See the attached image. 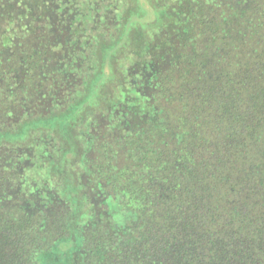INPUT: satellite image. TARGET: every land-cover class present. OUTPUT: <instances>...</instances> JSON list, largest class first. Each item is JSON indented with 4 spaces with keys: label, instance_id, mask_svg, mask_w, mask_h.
I'll return each instance as SVG.
<instances>
[{
    "label": "trees",
    "instance_id": "1",
    "mask_svg": "<svg viewBox=\"0 0 264 264\" xmlns=\"http://www.w3.org/2000/svg\"><path fill=\"white\" fill-rule=\"evenodd\" d=\"M62 1L71 4L66 18L84 14L85 0L30 3L52 21ZM142 1L156 7L153 0ZM156 1L164 7V24L146 37L135 26L140 15H111L119 39L105 41L103 51L116 48L114 77L120 70L123 76L115 84L119 96L105 107L107 122L98 119L90 135V156L83 153L88 192L70 186L80 172L60 168L58 143L36 140L35 148L42 143L43 149L31 155L24 147L29 136L16 143L0 135V264H36L38 252L55 243L71 246L73 264H264V78H253L251 68L233 78L227 63L224 75L217 77L221 70L214 69L218 53L230 61V46L238 49V65L248 59V39L239 33L245 25L235 29L228 11L250 10L258 0ZM114 4L115 13L120 7ZM14 19L0 27V124L16 122L12 117L28 110L24 101L29 106L39 98L45 108L63 113L78 85L73 78L88 71L87 23L75 20L76 58L63 59L58 76L47 74L54 69L45 56L49 46H41L47 36L17 32ZM31 34L33 44L26 41ZM253 42L264 46V30ZM126 48L134 57L125 67L117 58ZM189 60L207 77L200 80L199 73L196 85L187 87ZM56 132L50 138L57 140ZM35 162L38 169L29 171ZM46 165L50 172H44ZM96 198L104 210L97 209ZM107 199L127 211L124 225L111 220Z\"/></svg>",
    "mask_w": 264,
    "mask_h": 264
},
{
    "label": "rangeland",
    "instance_id": "2",
    "mask_svg": "<svg viewBox=\"0 0 264 264\" xmlns=\"http://www.w3.org/2000/svg\"><path fill=\"white\" fill-rule=\"evenodd\" d=\"M92 5L94 6V9L98 10V16L96 22L90 25V44L93 45V48L90 47V60L88 59L89 66L88 71L85 72L86 74H80L77 77H74L75 81H77L78 85L77 88L72 91L71 96L67 100V102L64 105V112L56 114L54 112L53 106L51 109L52 111L50 113H45L46 108L43 109L39 107L38 109L43 111V113L38 114H30L27 111L20 115L18 118L12 117L11 120H17L16 122H12L11 124H0V135L6 138H9L12 142H22L23 140H26L28 138L27 142H24L25 148L28 147L27 151H31V155L34 153L33 151L43 149V144L41 143L40 146H36L35 148V142L40 141L44 143H49L50 141H53L54 143H58V153L62 156L61 158V165L60 168H65L68 171L76 172L78 170L80 179L77 181V184L83 185L81 189L76 184V181H73V186L75 188L74 191L80 194L81 190L87 191L90 190V187L87 186V183L90 184V174L88 171L84 169V163H82L83 160V153L87 152L86 154L90 156V135L92 132H94V127L98 125L96 121H99L100 119H103L104 122H107L106 115L108 114L105 110V107L112 104L113 100H115V95L118 94L119 88L115 87V84H117L118 78H122V74L119 72L118 78L114 77V69L112 65V61H115L116 57L113 56V51L116 49L111 46H107L106 50L103 51V47L107 45L108 43H105V41H114L117 42L119 37L115 38L114 29L112 28L113 24H115L116 19L112 22V13L113 15L116 14L118 20L125 14H135L140 15L138 17H143V20L141 21V24L137 23L135 26L140 30L144 31V35L149 36L151 35V32H157L159 27L164 24L163 18H161L163 14L164 7L160 5L156 0H153V4L156 6H152L150 4H143L142 0H114L120 7V10H117L115 13L113 10L117 9V7L114 8V1L113 0H90ZM82 5L80 7H83V10H85L84 14H75L72 12V17L68 18L66 20L64 17L61 18V16H54V13L51 14L53 20H48L47 17H45L43 14V10H41L38 6L33 5L30 3V0H5L3 2V5L0 6V27H6L7 25H11V19L15 18L13 20V28H18V31L26 30V32L34 33L33 35L40 36L43 34V36H47L45 40L41 43V46L45 43L46 47L49 46L48 53L45 52L46 57H50V64L52 71L50 73L47 72V74H54L60 76L63 72L64 67L63 66V59L69 56V58L75 59V54L73 56L70 55L71 50L75 44L74 39L77 35V30H75L74 36H70L68 38V33L64 32L65 29L62 31L63 28H66V26H73L75 23V20L79 17L87 23V1L84 2L80 1ZM86 2V3H85ZM161 2V1H160ZM75 6V4H73ZM109 5V6H108ZM148 7V8H147ZM90 8L91 4H90ZM128 8V9H127ZM113 9V10H111ZM153 10V12L156 14L157 19L153 22H149L146 19V16L148 15L149 11ZM228 16L232 17L233 20L236 22L235 29L238 30L239 24L245 25L246 31L243 33L244 29L239 28V33L243 35V37H247L248 41L246 42L243 39V43L246 45V48L250 50V53H248L249 57L248 59H242L243 66L238 65V60L240 57L238 56V49L237 47L230 46L229 47V53H230V61L225 59L222 54H217V62L218 65L214 66L215 70L220 69L221 74L219 73L218 76L226 74L224 71V65L227 63V65L230 67L229 70L230 74L233 78L240 77L242 75V72L246 69L251 68L252 69V77L259 78L260 80L264 78V46L261 43H258L255 45L253 42L255 38L259 36V31L264 30V0H258V3L256 7H252L250 10L247 9L245 11L239 12L236 11L234 8H231L229 6ZM125 12V13H124ZM92 12H90L91 15ZM97 13V11H95ZM106 13L107 19L105 22L103 20H100V17ZM124 13V14H123ZM20 14H26L25 17L23 15L22 19L19 17ZM67 17V16H66ZM69 17V16H68ZM133 18V16H132ZM137 19V17H136ZM150 19V18H149ZM125 20V21H124ZM163 20V21H162ZM110 24V25H109ZM27 25L26 27H24ZM127 22L126 19H123V30L120 35V38L123 37V33L126 30ZM74 30V29H73ZM121 30V29H120ZM79 32V31H78ZM104 32L105 36H102L101 33ZM85 34L86 31H85ZM84 34V35H85ZM32 34L28 36L26 41L29 42V44L34 43V36ZM101 35V36H99ZM6 35L3 34V37ZM73 37V39H72ZM102 38V42L98 45L99 38ZM57 38H60L58 41H61V45L59 43H55V40ZM115 38V39H114ZM122 39V38H121ZM120 39V41H121ZM65 40V43H64ZM73 40V41H72ZM252 40V41H251ZM120 41H118L120 43ZM125 43V42H124ZM98 45L97 50L101 51L103 53H98L96 50V54L94 53L95 47ZM259 45V46H258ZM140 49V48H139ZM74 50V49H73ZM92 50V51H91ZM122 50V48L119 50V52ZM141 52L143 51V48L140 49ZM54 52V53H53ZM74 52V51H73ZM60 54V55H59ZM50 55V56H49ZM117 55V54H114ZM139 55L143 57V54L139 52ZM53 56V58H52ZM139 56V57H140ZM134 57V54H131L129 49L126 48L123 50V52L118 56V61H122V63L125 65V67L128 64V59L131 61ZM59 59V61H58ZM204 60V58H202ZM142 61L143 58H140ZM139 60V62H141ZM229 61V63H228ZM60 62V63H59ZM192 61L189 60L190 66L192 67L191 72L192 73L189 79L188 86H195L194 80L199 77L198 74L201 72V69H199L196 65L192 66ZM49 64V63H48ZM47 62L46 64L43 63L44 68H47L48 66ZM109 64L111 68V77L107 79L104 83V88L102 85L104 83H99L98 79L103 75L104 67L105 65ZM220 65V66H219ZM119 64L116 65L118 67ZM58 67V68H57ZM224 69V70H223ZM84 73V72H83ZM125 74V70H124ZM202 77H207L206 74L200 73L199 79L201 80ZM51 76V75H47ZM95 88L100 89L99 92H97L98 96V102L96 104H92L85 109H83L80 112H77L75 115L74 120L71 122V124L66 125L65 128L62 130L63 121L66 118H69L73 115V113L77 110V108L81 105V103L87 99L92 92L95 91ZM147 93H156L157 90L154 88H147ZM105 91V98L103 101L102 94ZM120 94V93H119ZM119 94L116 96L118 97ZM112 95V96H111ZM29 110V109H28ZM63 110V109H62ZM61 110V111H62ZM60 111V112H61ZM20 112V110H19ZM80 113V114H79ZM45 114V115H43ZM63 114V116H62ZM77 115H79L77 117ZM103 115V116H101ZM62 116V117H61ZM100 117V118H99ZM73 119V118H72ZM99 119V120H98ZM36 127H43L45 130H39V133H35L34 129L36 130ZM52 128V129H50ZM48 129V130H47ZM52 130H57L56 132V138L57 140H54L53 138H50V135ZM32 131V132H31ZM50 131V132H48ZM30 132V133H29ZM50 133V134H49ZM58 141V142H57ZM78 148L81 150H77L75 154L67 158V154L70 153L73 149ZM89 150V151H88ZM80 151V153H79ZM34 155V154H33ZM58 155V154H57ZM77 155V158L75 159V162L73 160L71 161L74 156ZM59 156V155H58ZM68 162V163H67ZM67 163V164H66ZM65 165H67L65 167ZM39 167V163L35 162V165L29 168V171L31 170H37ZM45 170L44 172H50L48 169V165L43 167ZM68 171H66L68 174ZM78 174V173H77ZM72 175V174H71ZM72 184V183H71ZM78 187V188H77ZM74 193V192H73ZM72 195H75L72 194ZM90 195V194H89ZM81 196L84 197L85 194L82 192ZM79 199V196H77ZM98 198H96V206L98 210H104L107 206L106 205H100L98 203ZM106 203L108 204L107 211L110 214L111 220L116 222L118 225H124L126 222V219H128V213L127 211L123 210L120 206V203L117 202V200H110L107 199ZM84 204V202H83ZM264 209V204H263ZM85 219V215L83 213L80 215ZM81 218H78L77 220H80ZM79 224V222H78ZM53 244V246L50 249L46 250H40L37 254L36 258V264H73L72 258H73V250L71 246L67 245L65 247L63 244Z\"/></svg>",
    "mask_w": 264,
    "mask_h": 264
},
{
    "label": "flooded vegetation",
    "instance_id": "3",
    "mask_svg": "<svg viewBox=\"0 0 264 264\" xmlns=\"http://www.w3.org/2000/svg\"><path fill=\"white\" fill-rule=\"evenodd\" d=\"M87 1V11H86V13H87V25H88V27H87V46H88V59L90 60V20H92V23L93 22H95V15H98V10H96V9H94V6H92V3H91V1L90 0H86ZM90 4H91V7L92 8H90ZM60 5H61V9H60ZM58 6H59V9H60V12L58 13V14H56V15H58V16H61V18H63V17H65V19L66 20H68V18H66V15L64 14V11H68L69 10V8H70V6H71V4L70 3H68V2H65V1H62L60 4H58ZM148 8V7H147ZM94 10L95 11H97V13H93L94 12ZM90 12H92L93 14H94V17L92 18V19H90ZM62 14V15H61ZM107 18V16H106V13H104L101 17H100V20L101 19H106ZM138 20L141 22L142 20H143V17H138ZM69 26V25H68ZM66 30V32H68V34H69V37L68 38H70V36H71V33L73 32V26L71 27V26H69V27H67L66 26V28H63L62 29V31L63 30ZM67 38V39H68ZM60 45H61V41H59L58 42ZM64 43H65V41H64ZM93 48V47H92ZM75 53L73 52V49L71 50V53H70V55L71 56H73ZM60 55V54H59ZM66 58H69V56L68 57H66ZM72 59V58H71ZM58 61H59V59H58ZM69 83V82H68ZM70 84V83H69ZM71 87V86H70ZM69 89H71V88H69V86H66L65 88H63V91H66L67 93H69L70 91H69ZM96 89V91L97 92H99V90L100 89H98V88H95ZM58 90H60L61 91V87L59 86V88H58ZM64 93V92H63ZM27 101V100H26ZM45 106V100L44 99H42V98H39L38 100L36 99V102L34 103V104H29V106L27 105V103L24 101V104H23V111H25L27 108L29 109V110H26V111H28V113H30V114H38V113H43V111L41 110H39L38 108L39 107H41L42 109H43V107ZM48 109H50L51 110V108H46V110H45V113H47V111H48ZM61 111V110H60ZM76 112V111H75ZM74 112V113H75ZM73 113V114H74ZM80 114V113H79ZM76 116V115H75ZM75 116H74V118H75ZM77 116H79V115H77ZM74 118L72 119V120H70L69 121V123L68 124H71V122L74 120ZM79 150H81V148L79 149ZM90 150V149H89ZM88 150V151H89ZM79 153H80V151H79Z\"/></svg>",
    "mask_w": 264,
    "mask_h": 264
},
{
    "label": "water",
    "instance_id": "4",
    "mask_svg": "<svg viewBox=\"0 0 264 264\" xmlns=\"http://www.w3.org/2000/svg\"><path fill=\"white\" fill-rule=\"evenodd\" d=\"M146 19L149 22H153V21H155L157 19L156 14L153 12V10H150L149 11L148 15L146 16ZM111 72L112 71H111L110 65L109 64L105 65L103 75L98 79V82L100 84L101 83H104L107 79H109L111 77ZM97 102H98V96H97V92H96V89H95V91L92 92V94L81 103V105L77 108L76 112L72 116H70L69 118H66L63 121V126H62L63 128H62V130L64 128L66 130V125L69 123L70 120H72V118H74V116H75V114L77 112H80L83 109H85L86 107H88V106H90L92 104H96ZM77 150H79L77 147L75 149H73L70 153H68L66 155L67 158L72 157Z\"/></svg>",
    "mask_w": 264,
    "mask_h": 264
}]
</instances>
